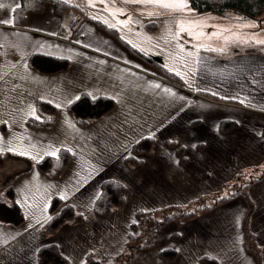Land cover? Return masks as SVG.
Wrapping results in <instances>:
<instances>
[{"label": "crops", "instance_id": "obj_1", "mask_svg": "<svg viewBox=\"0 0 264 264\" xmlns=\"http://www.w3.org/2000/svg\"><path fill=\"white\" fill-rule=\"evenodd\" d=\"M20 3L0 0V181L13 178L24 219L19 225L0 222V264H38L42 242L55 243L69 264H81L87 254L112 264L135 230L139 209L185 203L237 184L239 171L248 170L245 177L264 171V43L229 39L239 48L199 49V59L194 56L183 67L151 47L159 39L142 47L74 5L58 10L46 1L40 10L28 9L18 18L10 5ZM216 14L224 21L255 22L231 25L228 35L234 29L241 37L264 39V11L258 16L232 10ZM9 18L12 24L3 23ZM84 93L111 97L114 105L79 124L68 101ZM38 100L58 108L48 127L28 123L29 117H40ZM30 106L35 116L28 114ZM149 132L152 150L131 162L132 145ZM31 144L30 156L9 150ZM62 147L70 151L67 165L57 176L45 175L33 156ZM107 178L123 182L125 201L101 215L93 204ZM54 196L83 218L40 240L37 229L50 216ZM247 196L235 195L179 226L168 222L152 245L136 250L126 264H208L206 258L215 264H258L246 246L248 234L264 264V173L248 186ZM164 249H172L174 256L166 257Z\"/></svg>", "mask_w": 264, "mask_h": 264}, {"label": "trees", "instance_id": "obj_2", "mask_svg": "<svg viewBox=\"0 0 264 264\" xmlns=\"http://www.w3.org/2000/svg\"><path fill=\"white\" fill-rule=\"evenodd\" d=\"M52 2L58 10L73 5L67 0H21L20 5L15 8V15L20 18L28 9L40 10L44 2ZM189 5L196 12L222 13L232 10L247 16H258L264 11V0H189ZM111 30V27H107ZM113 32V31H112ZM143 57L153 62L147 55ZM29 63L33 65L32 56ZM66 60L62 61L65 67ZM171 75V74H168ZM114 105V99L108 96L91 97L82 94L68 104V110L74 115L79 124H86L97 119L108 112ZM37 111L40 117H29L28 123L36 126L48 127L52 123L58 108L53 104L38 100ZM51 119H48V118ZM153 138L144 136L132 145L131 154L128 157L131 162H139L138 154L148 153L152 150ZM70 158V151L62 147L56 156L44 155L37 160V167L47 176H57L67 165ZM248 170L239 171L235 180L237 184L224 185L221 188L201 194L185 203L169 204L155 209H139L134 222L135 230L128 235L124 248L116 255L112 264H126L134 252L138 249L149 247L153 243L155 234L168 222H174L177 226L185 220L204 212L215 205L242 194L247 196L248 186L260 175H254ZM13 178L0 181V222L8 225H19L24 216L22 210L15 199L13 191ZM235 182V181H234ZM236 184V185H235ZM125 201V186L122 181L115 178L104 179L101 183L99 195L96 196L93 209L101 215H108L114 209L123 205ZM249 201V199H248ZM250 203V202H249ZM82 214L78 212L70 203H64L59 196H54L50 202V216L38 227L37 237L43 240L47 235L56 231L66 223H77L82 220ZM246 246L252 250L257 257L258 264H261V255L251 234H248ZM162 253L172 258L174 251L164 249ZM38 264H69L68 258L61 253L58 246L53 242H42L37 250ZM208 264H215L211 258H206ZM83 264H101L91 254H87Z\"/></svg>", "mask_w": 264, "mask_h": 264}, {"label": "rangeland", "instance_id": "obj_3", "mask_svg": "<svg viewBox=\"0 0 264 264\" xmlns=\"http://www.w3.org/2000/svg\"><path fill=\"white\" fill-rule=\"evenodd\" d=\"M74 7H77L82 10L83 15L90 17H101L103 23L107 26L115 25L111 30L117 31L121 37H127L130 39V36L138 41H140V45L142 47H147L148 41L151 39H159L160 42L156 44L152 40L151 47L161 53L159 56H167V58L177 66H185V64H189L191 60H193L194 56H190L183 49L177 47V42L173 39V35L177 28V20L178 19H196L199 17H207L206 23L203 26V31L205 33H210L213 31H220V36H204L199 40L190 37L187 35V32L181 31L180 43L184 44L185 49L195 50L194 46L197 42L207 43L209 45H213L216 48H225L229 49L239 48L235 43H230L231 41H223L225 40L223 37L228 36L225 31H229L230 26L234 25L238 26H249L252 23L250 19H245L243 21L232 22L229 19L224 21L222 14H216L212 12H183V11H173L170 9H166L160 6H156L150 3H141L140 0H92V3H89L88 0H67ZM188 6L192 8L189 4ZM126 9V11L120 12L116 11L115 14L113 11H109V9ZM143 9L144 11H141ZM193 9V8H192ZM151 13V14H149ZM145 16V18H144ZM118 20H126L128 22L126 24L118 23ZM139 21V23H136ZM226 22L227 26L224 24ZM156 23L153 27V31L149 32L148 29H151V25ZM235 23V24H234ZM241 23V25H239ZM146 24L148 25L146 27ZM214 25H223L222 29H216ZM150 26V27H149ZM243 29V28H242ZM236 32L237 30L231 31V33ZM130 35V36H129ZM231 38V40H233ZM218 40H221L220 42ZM144 43V46H143ZM240 46V45H239ZM150 48V47H147ZM211 48V47H210ZM198 51V50H196Z\"/></svg>", "mask_w": 264, "mask_h": 264}, {"label": "snow or ice", "instance_id": "obj_4", "mask_svg": "<svg viewBox=\"0 0 264 264\" xmlns=\"http://www.w3.org/2000/svg\"><path fill=\"white\" fill-rule=\"evenodd\" d=\"M89 3H92V0H88ZM141 3H150V4H153V5H156V6H160V7H163V8H166V9H170V10H173V11H183V12H194L195 10L190 8L188 6L189 4V0H140ZM0 7H3V5H0ZM10 7L12 8H16L17 5L15 4H11ZM109 11H113V13L115 14L116 11H120V12H123V11H126V9H109ZM141 11H144L143 9H141ZM151 14V13H149ZM97 19H100L101 17H96ZM206 20H207V17H199V18H196V19H190V20H185V19H178L177 20V28L175 30V33L172 34L171 32L169 33L170 35H173V39L176 40L177 42V47L180 48V49H183L185 52H187L190 56H196L198 59H199V52L196 51V50H199V49H206V48H213V50L215 51H218V52H223L225 51V48L221 47V48H216L215 46L213 45H209L207 43H201V42H197L194 46L195 50H192V49H185L184 48V44L180 43V32L181 31H185L187 32V35L190 36V37H193L197 40H199L200 38L204 37V36H220L221 35V32L220 31H213V32H210V33H205L203 31V26L205 25L206 23ZM14 21L13 19L9 18V19H5L3 20V23L5 24H12ZM128 21L126 20H118V23L120 24H126ZM105 23H107V21H105ZM136 23H139V21H136ZM249 23H255L254 21H249ZM110 27H115V25H110ZM214 28L216 29H222L224 26L223 25H214L213 26ZM236 38L237 40H240L242 43H247L249 42V40H253L255 41V43L257 44H260V43H264V39H258L255 37V35H252V36H248V37H241L239 33H236V32H233V33H230V35L228 36H224L223 38L227 41L231 38ZM124 39H127V37H124ZM130 43V41H129ZM136 47H140V45H136ZM165 67H167V65H164ZM176 69H172V71H175ZM149 83H156L155 81H150ZM167 91H171V89H166ZM219 93H217L218 95ZM228 98V97H226ZM234 98V97H233ZM41 99H44V97H41ZM70 103V101H68ZM59 106V105H58ZM29 115L31 116H35L36 115V111H35V108L34 106H30V111L28 113ZM27 118V117H25ZM48 119H51L50 117ZM149 136L152 135L151 132L148 133ZM8 142L9 144H11L12 142V137H9L8 138ZM35 145L34 144H31V145H28V146H24V145H19V146H12L10 147V151L12 152H17V151H20L21 149L23 150L22 151V154L25 155V156H30V155H33V153L31 151H29L28 149L30 148H34ZM65 147H67L65 145ZM4 149L2 147H0V152H3ZM56 151L55 149L53 148L52 152H51V155L53 156H56ZM41 157L39 155H34L33 156V159H40ZM21 191L23 192V189H21ZM60 195H64L63 192L59 193ZM97 195H99V193H97ZM25 198H27V196H25ZM29 203H32V204H35V201H29ZM44 207L46 208L47 205H44ZM27 215V213H26ZM81 264H83V261L81 262Z\"/></svg>", "mask_w": 264, "mask_h": 264}, {"label": "built area", "instance_id": "obj_5", "mask_svg": "<svg viewBox=\"0 0 264 264\" xmlns=\"http://www.w3.org/2000/svg\"><path fill=\"white\" fill-rule=\"evenodd\" d=\"M78 19V16L75 18V20L72 22V24H74L76 22V20Z\"/></svg>", "mask_w": 264, "mask_h": 264}]
</instances>
